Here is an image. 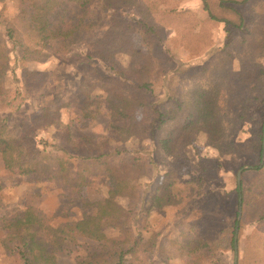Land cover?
Instances as JSON below:
<instances>
[{"label":"rangeland","instance_id":"obj_1","mask_svg":"<svg viewBox=\"0 0 264 264\" xmlns=\"http://www.w3.org/2000/svg\"><path fill=\"white\" fill-rule=\"evenodd\" d=\"M55 1L47 14V28L64 35L53 36L43 45H36L29 37V27L21 24V14L32 13L31 1H0V52L5 56L0 57V81L3 97L9 103L0 106V120L8 117L10 136L25 135L28 122L33 129L26 136L41 150L47 142L46 152H51L49 156L43 152L35 156L39 168L31 174L7 167L0 152V264H24L21 252L14 246L29 238L43 242L57 264H76L99 249L97 241L77 236L73 242L69 231L62 230L67 223L93 214L96 202L107 195L114 180L96 166L80 169V158L73 161L69 173L61 172L55 162L56 153H60L54 147L57 145L80 155L113 154L123 147L142 152L151 161L149 170L142 175L135 193L120 198L125 208L136 213L141 211L142 203L150 202L169 170L175 173L174 191L197 189L199 179L208 190L201 202L187 204L182 211L166 206L153 208L148 216L141 213L139 218L146 227L138 222L134 226L147 249L135 264H234L236 252L230 248L231 232L240 212V264H264V220L258 224L248 219L250 202L264 193V164L260 171L243 170L246 205L239 209L236 192L241 166L259 162L258 135L264 116V0L228 3L244 16L246 28L242 29L226 27L224 22L210 18L202 0H134V4H116L113 8L105 7L107 0H89L86 5L75 0ZM218 1L211 0L216 13L221 12L214 7ZM116 15L135 24L130 33L134 47L153 56L156 68L161 64L166 68L160 77L153 75L152 104L169 99L175 90L171 86L178 93L193 85L198 90L208 89L210 78L225 71L229 74L244 69L251 76L250 85L261 84L259 91L251 93L257 100L252 102L242 130L230 133L232 123L223 120L218 142L199 132L178 155L157 149L151 132L143 131L140 136L122 141L110 126V107L102 88L111 71L97 59L88 63L85 58L91 45L110 30ZM135 20L153 27L151 41ZM10 24L18 29L22 41L19 45L9 40ZM116 30L127 32L123 25ZM230 37L233 44L227 46ZM129 61L130 56L121 52L112 60L118 69ZM229 78L237 76L231 72ZM88 92L90 100L83 107L79 104ZM45 104H50L51 111L59 108V119L56 124L37 127L33 120ZM137 119L142 122V129L150 131L155 122L151 106L138 107ZM230 141L235 143V149L227 146ZM253 191L255 196L250 195ZM27 211L38 223L20 222ZM115 223L114 218L103 220L104 231L110 237L119 234ZM207 229L216 232L210 246L196 248L208 235Z\"/></svg>","mask_w":264,"mask_h":264},{"label":"trees","instance_id":"obj_2","mask_svg":"<svg viewBox=\"0 0 264 264\" xmlns=\"http://www.w3.org/2000/svg\"><path fill=\"white\" fill-rule=\"evenodd\" d=\"M29 1H31L33 7L32 13L27 16L24 11L21 14V24L29 27L31 30L29 37L35 41L36 45H43L53 36L64 35L60 32L52 33L47 28V14L52 10L55 0ZM75 1H79L83 5L89 2V0ZM202 1L210 18L224 22L226 27L230 25L240 29L246 28L242 13L235 7L229 6L228 3H245L248 0L240 2L238 0H219L214 7L219 8L220 13L214 11L211 0ZM114 2L116 3L114 4ZM134 3V0H107L105 7L113 8L117 6L116 4L129 5ZM135 21L138 22V27L141 28L140 31L143 32L145 37H150L151 41L154 38L153 27L142 20ZM122 25L127 28V32L117 33V26ZM135 27L131 20H124L116 15L110 30L97 43L92 44L91 50L85 55L88 63L97 59L103 67L111 71L109 77H105L102 88L106 92V99L110 107V126L117 131L122 141L127 142L140 136L143 131L145 133L151 132L153 141L157 143V149L169 155H178L183 152L187 145L192 143L199 132L208 134L212 142H218L222 135L220 131L223 120L228 119L232 123L233 130H230V133L242 130L243 120L248 116L252 102L257 100L253 98L251 93L253 90L255 92L256 90L259 91V85L261 84L250 85L251 76L245 74L244 69L231 71L237 76L236 79L229 78L231 72L228 74V71H225L210 78L211 87L208 89L198 90L197 85H193L186 92L178 93L176 88L168 86L175 89L171 91L169 99L152 104L150 95L153 92L155 83L153 75L160 77L161 74L166 72V68L163 64L156 68L154 62L157 61L154 60L153 56L143 54L134 47L130 33ZM7 31L10 42L15 45L22 43L17 33L18 29L14 24L7 25ZM229 41L231 43L228 42L227 46L233 44L231 37ZM24 48L29 49L28 46H24ZM120 52L130 56L129 64L122 69H118L112 62L113 56ZM2 56L4 55L0 52V57ZM260 71L262 72L261 69ZM2 72L0 63V75ZM152 72L155 74H151ZM103 76L100 74L101 78H104ZM86 94V99L82 104H79L83 107L88 106L90 100V93ZM3 105L9 106V103L3 97V88L0 81V106ZM140 106L146 109L151 106L152 112L155 113V122L150 131L142 129L144 126L137 119V108ZM59 115L58 107L56 110L51 111L50 104H45L41 114L34 118L33 123H36L37 127H47L56 124ZM7 120L8 117L0 120V152L4 162L7 167L18 169L21 174H31L39 168V162L35 159V156L42 152L47 153L49 144L41 139V142H44V148L41 150L36 147L35 143H32V138L26 136V132L33 129L29 128L28 122H25L27 125L25 135H8ZM259 129V162L251 166L250 169L253 171H260L264 167L261 165L264 151V116ZM227 146L229 149L236 148L233 141L227 143ZM54 147L57 148V151H60V153H56L58 155H56L55 162L61 172L69 173L73 161L80 158V169L96 166L97 169L104 171L114 180V184L108 190L107 195L96 202V210L93 214L77 222L67 223L62 230L63 232L69 231L73 242L77 236H81L99 243L98 250L83 256L76 264H135V261L140 259L141 253L147 249L146 243L139 237L140 232H137L134 226L136 222L142 226L143 222L139 218L141 213H147L148 216L153 208L166 206H173L182 211L185 205H190L192 202H201L202 198H205L208 194V190L202 187L203 184L200 179L197 180L199 186L197 189L190 187L189 191L181 189L174 191L177 183L176 179L173 178L175 173L169 170L165 173L163 181L157 185L150 202L148 204L144 203L145 206L142 203L141 211L136 213L125 208L120 203V198L135 193L133 191L140 186L142 175H146L149 170V162L151 161L147 160L142 152L129 151L123 147L117 149L113 154L90 152L87 155H80L69 151L63 145ZM49 154L51 152L44 156H49ZM236 192L239 209L246 205L244 181H241L240 184L237 182ZM250 195L255 196L254 191ZM250 203L251 209L248 219L260 224L264 220V193L261 192ZM109 217L114 218L115 226L119 229V234L113 237L106 234L102 224L103 220ZM20 222L24 224L38 223L33 219L31 211H27ZM242 225V221L237 216L232 225L230 241V248L238 255L234 264H240L239 247L241 239L239 231ZM144 227L146 226L143 224L142 228ZM207 231L208 235H204L205 237L199 241L200 246L197 245L196 248L210 246L216 232L212 233L209 229L205 232ZM14 247L21 252L24 264H57L54 254L50 253L41 241L29 238L21 240Z\"/></svg>","mask_w":264,"mask_h":264},{"label":"water","instance_id":"obj_3","mask_svg":"<svg viewBox=\"0 0 264 264\" xmlns=\"http://www.w3.org/2000/svg\"><path fill=\"white\" fill-rule=\"evenodd\" d=\"M264 164V151H263V154H262V164L261 165H263ZM249 168H251V166H245V167H243V168H241L240 170H239V172H238V183L240 184L241 183V178H242V172H243V170L244 169H249ZM240 215H241V212H240V214H239V217H240ZM237 231H238V229H237ZM236 241H237V235H236ZM237 244V243H236ZM236 249H237V246H236ZM237 253H236V260H237Z\"/></svg>","mask_w":264,"mask_h":264}]
</instances>
